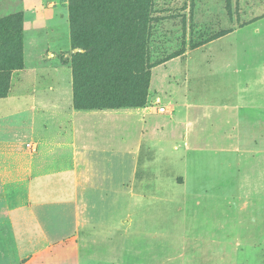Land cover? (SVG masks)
<instances>
[{"label": "rangeland", "instance_id": "1", "mask_svg": "<svg viewBox=\"0 0 264 264\" xmlns=\"http://www.w3.org/2000/svg\"><path fill=\"white\" fill-rule=\"evenodd\" d=\"M116 1L137 21L126 31H142L144 69H105L103 83L83 71L76 88L71 0H0L3 33L21 32L10 88L17 71L67 67L73 91L67 72L49 73L39 90L55 89L58 110L12 119L23 128L8 152L27 172L0 169V264H264V0ZM13 104L0 100V120ZM71 106L75 118L61 114ZM40 131L78 156L30 173ZM22 208L49 238L28 256Z\"/></svg>", "mask_w": 264, "mask_h": 264}, {"label": "trees", "instance_id": "2", "mask_svg": "<svg viewBox=\"0 0 264 264\" xmlns=\"http://www.w3.org/2000/svg\"><path fill=\"white\" fill-rule=\"evenodd\" d=\"M115 1L71 0L72 47L83 50L82 53L75 54L72 60L76 88L83 71L87 72L89 81L91 74L95 72V80L103 83L105 69L111 70V73L110 70L107 71V79L110 75L119 78L121 69H126L127 72L135 69L139 73L144 69L146 47L140 39L143 36L142 31H135V35L126 31L127 26L138 25L136 18L132 16L131 8L128 9L129 14L126 17L118 18L116 12L110 11V5ZM18 17L19 15L11 16L13 20ZM5 25L4 21L0 22V77L3 78L0 82V98L9 93L12 72L23 68L21 32L13 29V34L7 31L3 33ZM114 35L121 36L122 40H117ZM75 103L77 108H81L77 91Z\"/></svg>", "mask_w": 264, "mask_h": 264}, {"label": "crops", "instance_id": "3", "mask_svg": "<svg viewBox=\"0 0 264 264\" xmlns=\"http://www.w3.org/2000/svg\"><path fill=\"white\" fill-rule=\"evenodd\" d=\"M62 72H67L64 75V78L71 86V95L73 100V91H72V73L67 67H59V68H50L46 67L44 69H26L20 70L14 73L12 78V86L10 88V93L7 97L0 98L1 101L9 102L10 100H14L15 104L11 106L13 111H10L5 116H3L0 120V125L7 129L5 133V138L2 137V141L0 140V169L3 171L4 175H8L7 177H19L22 176L25 172L26 165L21 161V157L16 154L14 151H9V146L11 144L12 138L16 135V129L20 130L21 127L16 121H13L16 116L20 115L23 117L25 115H30L35 118L37 116L38 121L44 124L45 116L50 115L55 112L57 106H53L50 104V92H54L55 89L52 86H48V90L40 91L39 89H45L44 83H46L47 74L55 73L56 74V83L60 80V74ZM43 84V85H40ZM48 84V83H46ZM49 85V84H48ZM38 94H41L42 98H38ZM73 101H71V105ZM61 114H65L67 117H74V109L73 106L70 108L63 110ZM78 115H76L77 117ZM13 122V123H12ZM44 133L41 137V144L44 146L43 151L40 154H36L35 158L32 159V163L30 164V173H34L36 176L41 175L46 165H41V169L36 171L34 169V163L36 161L44 162H53L54 167H61L67 160L74 159L77 157V153H72L68 149L62 152H54L49 146L55 144L53 137H48L46 131H40ZM46 135V136H45ZM78 140V139H77ZM78 144H81V140H78ZM2 145L6 146L3 150ZM2 150V151H1ZM7 153V154H5ZM51 169V168H50ZM54 169V168H53ZM19 219L21 220V229H20V237L19 242V250L23 256H28L33 254L35 251L39 250L42 247H45V243H48L49 238L45 235L42 230V226L40 225L37 217L31 213V211L26 208H22L19 210ZM201 256H199L200 258ZM202 258V257H201ZM188 264H205V261L196 260V258L191 259V262Z\"/></svg>", "mask_w": 264, "mask_h": 264}]
</instances>
